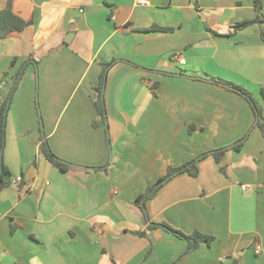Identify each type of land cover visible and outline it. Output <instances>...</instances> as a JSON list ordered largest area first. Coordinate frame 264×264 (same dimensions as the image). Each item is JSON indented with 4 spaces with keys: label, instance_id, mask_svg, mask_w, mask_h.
Returning a JSON list of instances; mask_svg holds the SVG:
<instances>
[{
    "label": "crops",
    "instance_id": "crops-1",
    "mask_svg": "<svg viewBox=\"0 0 264 264\" xmlns=\"http://www.w3.org/2000/svg\"><path fill=\"white\" fill-rule=\"evenodd\" d=\"M12 5L28 26L0 38L1 101L22 73L7 118L0 264H264V133L246 98L212 82L248 90L264 123L262 26L233 28L257 17L255 0ZM110 63L102 122L96 87ZM222 149L221 162L199 160L197 177L167 181L146 211L136 204L169 168ZM151 224L214 241L189 250Z\"/></svg>",
    "mask_w": 264,
    "mask_h": 264
},
{
    "label": "trees",
    "instance_id": "trees-1",
    "mask_svg": "<svg viewBox=\"0 0 264 264\" xmlns=\"http://www.w3.org/2000/svg\"><path fill=\"white\" fill-rule=\"evenodd\" d=\"M255 6L258 12L257 17L250 21L237 23L233 27L234 33L237 30H241L250 25L260 24L262 26L261 37L264 41V15L261 13V0H255ZM27 26H28V23L15 14L13 10L12 0H9L5 9L0 12V38H6L8 35L14 32H21ZM170 30L171 29L160 28V27L153 29V31H158V32H168ZM234 33L232 32L228 36H232ZM111 64L112 63L103 66L104 69L100 77L99 84L96 87V90L98 92V100L95 103V107L97 109L98 115L101 118L102 122L105 121V118H104L105 117V106L103 103L102 92H103V87H104L105 79H106V70ZM21 78H22V73H19L15 81L11 85L7 98L3 101L0 100V171L1 169L3 170V175L0 176V190L4 189L11 183V180L3 181V176L9 173L7 167L4 164V151L6 147V127H7V118H8V113L10 111L11 102H12L14 93L16 92L18 88L19 81L21 80ZM212 82L219 84L225 87L227 90L236 92L240 94L241 96H243L244 98H246L250 102L252 108L255 111L256 126L258 125L261 128L262 132L264 133V123L262 122L263 120L262 107L260 103L258 102V100H256L248 90H246L245 88L241 86L235 85L233 83L225 82V81L216 80ZM261 95L264 98V88H262L261 90ZM39 115L41 117L40 113ZM240 145L241 144H238L232 148L238 150L241 147ZM41 150L43 154L46 156V158L54 166H56L60 171L66 172L68 170L69 168L68 164L64 162L63 160L59 159L58 157H56L45 142L42 144ZM225 151L226 149L212 151L208 154H204L201 158H198L186 165L169 168L166 177L158 180L156 184L148 188L144 194L140 195L136 200V204L139 205L143 211H146V203L149 200H151L156 195L158 190L172 177L177 176V175H182V174H188L191 177H197L199 174V169L197 165L200 159L207 157L208 155H213L218 162H221L222 157L225 154ZM149 227L150 229H153L155 227H160L164 229L165 231L176 235L177 237L188 240L190 243L189 250L196 249L201 243H206L208 245H211V243L214 241L213 237L205 235L201 232H195L194 234L187 236L181 233L180 231L174 230L173 228H171L170 226L166 224H151ZM139 235L143 236V235H146V233H139Z\"/></svg>",
    "mask_w": 264,
    "mask_h": 264
},
{
    "label": "built area",
    "instance_id": "built-area-1",
    "mask_svg": "<svg viewBox=\"0 0 264 264\" xmlns=\"http://www.w3.org/2000/svg\"><path fill=\"white\" fill-rule=\"evenodd\" d=\"M137 2H138V4H145L146 2H147V0H137ZM174 59L176 60V61H179L181 64H186V60L181 56V55H175L174 56ZM22 181V178L21 177H18L16 180H14L13 182L15 183V184H17V183H20ZM242 189H244V190H246V189H248V186L247 185H242ZM256 253L257 254H260L261 253V248L260 247H258L257 249H256Z\"/></svg>",
    "mask_w": 264,
    "mask_h": 264
},
{
    "label": "water",
    "instance_id": "water-1",
    "mask_svg": "<svg viewBox=\"0 0 264 264\" xmlns=\"http://www.w3.org/2000/svg\"><path fill=\"white\" fill-rule=\"evenodd\" d=\"M44 134V133H43ZM1 175H3V170L1 169V171H0V176ZM9 180H11V173L9 172V173H7V174H5L4 176H3V181H9Z\"/></svg>",
    "mask_w": 264,
    "mask_h": 264
},
{
    "label": "rangeland",
    "instance_id": "rangeland-1",
    "mask_svg": "<svg viewBox=\"0 0 264 264\" xmlns=\"http://www.w3.org/2000/svg\"><path fill=\"white\" fill-rule=\"evenodd\" d=\"M39 113L41 114V110L39 109ZM42 117V116H41ZM41 125H43V123H42V120H41ZM42 128H43V126H42Z\"/></svg>",
    "mask_w": 264,
    "mask_h": 264
}]
</instances>
